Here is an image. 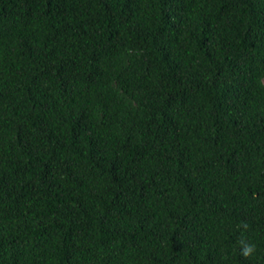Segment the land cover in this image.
<instances>
[{
  "label": "trees",
  "instance_id": "1",
  "mask_svg": "<svg viewBox=\"0 0 264 264\" xmlns=\"http://www.w3.org/2000/svg\"><path fill=\"white\" fill-rule=\"evenodd\" d=\"M0 264H264V0H0Z\"/></svg>",
  "mask_w": 264,
  "mask_h": 264
},
{
  "label": "clouds",
  "instance_id": "2",
  "mask_svg": "<svg viewBox=\"0 0 264 264\" xmlns=\"http://www.w3.org/2000/svg\"><path fill=\"white\" fill-rule=\"evenodd\" d=\"M238 227L247 229L248 225L245 223L238 225ZM238 243L240 244V254L244 258H250L257 251L256 245L254 243H248L244 239H238Z\"/></svg>",
  "mask_w": 264,
  "mask_h": 264
}]
</instances>
